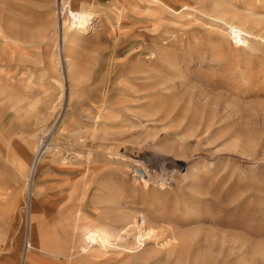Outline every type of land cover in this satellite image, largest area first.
Masks as SVG:
<instances>
[{"label": "rangeland", "instance_id": "374dc122", "mask_svg": "<svg viewBox=\"0 0 264 264\" xmlns=\"http://www.w3.org/2000/svg\"><path fill=\"white\" fill-rule=\"evenodd\" d=\"M0 264H264V0H0Z\"/></svg>", "mask_w": 264, "mask_h": 264}, {"label": "bare ground", "instance_id": "6f19581e", "mask_svg": "<svg viewBox=\"0 0 264 264\" xmlns=\"http://www.w3.org/2000/svg\"><path fill=\"white\" fill-rule=\"evenodd\" d=\"M68 13L71 14V12L69 11ZM95 12H89V11H76L75 15L73 16L74 19H76V24L72 27V30H76L79 29L81 27H83L85 21L88 18L92 17V14H94ZM62 14V12L60 11V15ZM64 28V22L61 21V29Z\"/></svg>", "mask_w": 264, "mask_h": 264}, {"label": "built area", "instance_id": "2783aa9c", "mask_svg": "<svg viewBox=\"0 0 264 264\" xmlns=\"http://www.w3.org/2000/svg\"><path fill=\"white\" fill-rule=\"evenodd\" d=\"M134 174L139 180L147 179L146 172L140 167H135Z\"/></svg>", "mask_w": 264, "mask_h": 264}, {"label": "crops", "instance_id": "0c3cea01", "mask_svg": "<svg viewBox=\"0 0 264 264\" xmlns=\"http://www.w3.org/2000/svg\"><path fill=\"white\" fill-rule=\"evenodd\" d=\"M30 245H31L30 242L27 241V247L30 246ZM27 250H28V249H27ZM26 252H27V251H26V249H25L24 252H23V258L26 256Z\"/></svg>", "mask_w": 264, "mask_h": 264}]
</instances>
